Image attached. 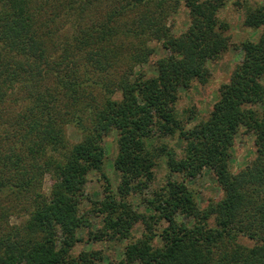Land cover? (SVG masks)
<instances>
[{"label":"trees","instance_id":"obj_1","mask_svg":"<svg viewBox=\"0 0 264 264\" xmlns=\"http://www.w3.org/2000/svg\"><path fill=\"white\" fill-rule=\"evenodd\" d=\"M180 4L0 0V264L102 260L96 251L71 252L90 211L102 220L90 238H125L144 224L108 264H264V3L245 9L243 23L262 30L241 43L240 62L192 125L176 112L179 89L205 82L207 62L230 39L217 15L222 0H184L189 23L174 32L167 18ZM154 40L167 53L147 74L136 67L156 52ZM68 124L79 140L69 142ZM241 127L255 134V156L233 172L231 147ZM114 128L118 185L105 186L81 211L87 173L101 168L103 139ZM175 134L180 154L154 144L156 136ZM159 158L168 177L149 193ZM203 168L213 170L223 195L200 208L184 179L172 175L194 177ZM45 173L52 177L48 195L41 190ZM132 192L144 195L145 210L127 200ZM155 234L161 243H153ZM239 234L253 244L240 243Z\"/></svg>","mask_w":264,"mask_h":264},{"label":"rangeland","instance_id":"obj_2","mask_svg":"<svg viewBox=\"0 0 264 264\" xmlns=\"http://www.w3.org/2000/svg\"><path fill=\"white\" fill-rule=\"evenodd\" d=\"M223 4L219 8L217 15L220 20L227 23L226 33L229 35L230 45L221 55L215 59L209 60L207 65L210 70L208 79L205 82L193 80L188 87H181L178 92V98L175 108L178 116L188 125L196 123L204 118L211 110L213 103L218 98V89L221 83L227 81L232 70L240 62L242 58L241 43L249 38L256 39L262 30V27L247 26L243 23L245 9L264 3V0H222ZM174 32L185 29L189 23L188 9L181 0V4L177 11L167 18ZM156 47L149 60L138 65L137 70L141 69L147 74L155 72V60L157 57L166 54L167 51L157 41H152ZM67 136L69 142H75L81 137L79 130L72 124L67 125ZM117 129H112L103 139L104 157L100 169H90L87 173V180L83 184V197L80 202L81 211H88L93 206V200L100 199L104 195L105 186L109 185L114 190L119 182V174L114 169L113 161L117 152ZM255 134L252 131L241 127L234 137L231 147L230 169L233 172L239 171L248 164L255 156ZM166 143L181 152L182 141L175 135L156 136L154 144ZM155 177L148 188L149 193L159 189L165 183L168 177V167L164 158H159L154 167ZM106 176V177H104ZM172 178L184 179L192 190L195 200L200 208H205L209 202L218 200L223 195V189L211 168H203L200 173L194 177H178L173 174ZM52 177L49 173H45L42 178L41 190L45 195L50 192ZM147 192V193H148ZM32 196H30L31 198ZM127 200L132 206L139 210L146 209L144 195L140 193H131ZM90 225L83 226L79 229V235L82 237L73 246L71 252L79 253L81 250H92L101 254L102 260H98L94 264H108L109 261H115L120 258L126 243L140 237L143 233L144 224L137 222L131 229V234L125 238H90V230L97 231L102 226V220L95 212L87 213ZM178 220H188L192 223V219L185 217L179 213ZM210 225L214 224V219H209ZM165 223L155 225V232L158 233ZM238 241L244 245H252L253 240L247 236L239 234ZM154 244L161 243L160 236L155 234L153 238Z\"/></svg>","mask_w":264,"mask_h":264}]
</instances>
